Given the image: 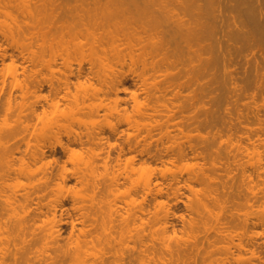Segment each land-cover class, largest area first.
<instances>
[{
	"label": "rangeland",
	"instance_id": "obj_1",
	"mask_svg": "<svg viewBox=\"0 0 264 264\" xmlns=\"http://www.w3.org/2000/svg\"><path fill=\"white\" fill-rule=\"evenodd\" d=\"M43 1L44 0H0V141L1 139H6L5 142H7L8 139L7 144H9V146L12 145L11 147L14 146V150L10 149L18 158L15 162L16 165L14 164L11 168L8 166L7 159L5 160V158L0 156V238L3 241V244L0 245V254L7 252V255L10 256V253L16 250L15 248L17 247L19 251L18 256L21 257L20 254L22 253L24 264H83L72 256L70 257L76 246L80 245L82 250L87 251V257L90 256L94 258L106 255V257L108 256L110 260L113 261L111 264H115L116 257L120 254L125 258L120 260H125L124 263L126 264H129V261L130 264H166L165 261L168 262V260L169 262L171 261L172 264H264V220L262 221L260 215L261 210L264 209V56H261L264 55V44L261 47H257L255 46L256 44L254 45L252 39H250L249 42L243 39L233 40L231 43H235V46L232 45L231 50H223V53L220 54L222 56L219 57L217 53L218 47L217 49H208L206 46L208 43L218 39L226 43L223 41L225 39L223 38V33H217L216 35L211 34L210 37L206 39V36H202L200 37L201 40H198L195 36L190 39L186 38L185 40L182 37L172 38L166 33L162 35L159 33V38L155 37V40H158L157 42H154V38L151 40V35L156 33L154 27L157 26L158 23L149 15L152 8H148L144 4V0H137L136 5L130 0H126V2L125 0ZM112 1L114 3H112ZM50 6H52L51 9H49ZM231 7L227 11L228 18H226V22L228 21V25L229 23L231 25L233 24L229 29L236 32L235 23H241L240 21H242V19L247 20V16H245L247 15L245 10L247 5L241 4V6H233L232 9ZM108 8L110 10H108ZM65 9L67 10L66 12ZM54 10L60 13L58 14L56 11L54 13ZM71 10L73 12H70ZM72 13L78 14H76L75 17V14ZM229 15L232 16L229 17ZM45 16H47V18ZM226 30H228V28ZM257 36L256 38L258 40L260 38L263 39H260L263 43V35L260 36V34H257ZM12 37H14L15 40H13ZM95 37H97V39H95ZM165 37L167 39L166 41H164ZM226 38L228 39L227 36ZM94 40H97L98 43ZM177 41L179 43H177ZM23 43L25 45L27 44L28 47L24 53L25 55L19 51V45ZM161 43L166 44V49L164 50L167 52L163 51L162 55H160L162 57L157 56L158 59H161H159L160 62L159 60L157 61L156 58L150 63L149 59L152 61V58L149 52L151 53L154 45H160ZM96 44H98V48H96ZM249 44H251V46ZM233 46L235 48H233ZM117 47L120 48L119 51ZM91 48L97 49L96 59L98 60L99 57L98 61L90 56V53H92L91 51H93ZM100 48H103V50L106 49L107 51H105L107 54L105 51L104 54L102 49V51H99ZM130 48L133 49L132 51L136 49L134 55ZM137 48H139L141 52ZM145 48L148 49V51ZM246 48L247 50H245ZM128 49L131 55L127 52ZM142 49H145V51H142ZM121 50H124V53ZM136 51L138 53H136ZM119 52L124 55L126 54L125 52H127L125 56V58L127 57L126 61L123 62L125 58L123 59L124 55L122 54L123 57L121 56V59L123 60L120 61L117 58ZM145 52L146 54L143 55ZM93 53L95 52L93 51ZM104 55H106V58L102 57ZM115 55H117V57ZM142 56H146L147 58H142ZM65 58L68 60L67 66H69L70 63L69 69H73L71 71L77 73L82 68L84 70V76L86 75L85 78L90 77L88 78L90 81L94 82L98 87H103L104 90H106L105 88L108 86V83H111L109 85L112 86H108V91L113 88L114 84L119 82V80L125 83L124 85L128 90L121 93V97L125 100L121 102V107H119L121 111L118 113L115 112V115H113L114 112L108 115L110 111L106 110L107 107H103L99 109L98 117L96 114L95 116L90 115L91 113H89V110L85 109L82 111L83 114L81 111L76 114V112L72 111V102L68 99L63 100V98H61L66 91V89H64L65 91L63 90L64 86H62L63 88L60 90V92L62 91V95L61 93H59L61 96L57 95L62 99L58 108L59 110L61 109L60 112L58 109L54 108V106L51 105V101H55L58 97L53 95L52 92L54 90L52 91V89L57 85H62V83L59 82L60 79H65L68 76L67 74L70 73V70L67 69ZM100 60H103V62L100 63ZM133 60L136 61V64H133ZM104 62L105 64H103ZM144 62L145 64H143ZM101 64L103 65L101 66ZM113 65L114 68H112ZM143 65H145V67ZM154 68L155 70L157 69L156 71L158 73L155 72ZM100 71L102 72L100 73ZM103 71H105V73ZM115 72L117 73L116 75ZM96 73L99 74L97 75ZM13 74H16L20 82L29 80L27 81L29 82L28 86L30 85L27 95L31 97L28 100L27 97L26 99L23 98L20 87L12 84L11 80ZM257 74H259V76H257ZM73 76L74 75L69 76L73 78L72 80L70 79L71 82L77 83L76 76H74L75 78ZM143 78L144 81L147 80V84L145 83L146 86L143 85ZM149 79L152 80L153 84H155L154 80L155 82L157 81L156 83H158V81L163 83L162 85L159 83L161 89L158 90L160 91L154 86L152 87L153 84L148 85L149 82L151 83ZM89 80H87V82H89ZM54 83L57 85L54 86ZM51 86L53 87L51 88ZM147 86H149L148 88H150V91L154 92L155 89L158 95L154 97V95H156L155 92L154 94L150 92L151 95H149ZM162 86L163 88L165 86L164 89L166 90H164V92H162ZM58 87L59 86L56 88ZM71 90L73 93L76 92V87L72 85ZM109 93L111 94L110 96L105 94L106 102L107 100L110 102V100L112 101L113 99L111 97L114 95L112 94L113 91L110 90ZM136 93L139 94V96L137 94L139 100L142 102L148 101L145 102L148 107L151 105L150 108L145 105L146 109L148 108V110H146L145 107L143 109L144 114L146 113L145 111H147L145 116H141L143 114L136 113L134 110V94ZM101 95L103 96L102 93ZM159 95L161 98L158 97ZM9 96L13 97L11 98V102L9 101ZM149 98H152L153 101ZM19 101L21 102L20 106H22V102H25L26 105L28 103V106L23 104L25 108L22 106V113L24 116L18 113L21 112V108L18 106ZM152 103L157 105V109L161 107L160 111L162 108L164 109L162 110L163 112L161 111L162 114L159 113L160 115L155 116L156 118L158 117L157 119L152 117L155 120L153 121L154 123L152 122L155 129H153L154 127H150V129H153V133L152 131L150 132V130L147 132L148 129H144L145 126L149 128L148 124L153 120H150L151 115L154 113L151 109L155 106V104L153 106ZM164 104L171 107V114L174 116L171 121L168 117L170 113L164 108ZM30 106L32 109L35 108V111L37 110L36 113L40 114L39 116H41V119L38 118L39 116L37 117L34 115L35 112L29 108ZM55 109L57 110L56 112H54ZM70 110L72 113L69 112ZM24 113L27 114V117ZM119 113H122V115H124V113L133 115V118L139 119L138 121H142L143 118L146 117V120L140 123L148 124H143V129L140 131H135L132 124H129L130 121L127 122L124 120L125 115L121 116ZM17 114H19V120ZM66 114L69 118H71V115H73V117L75 115L74 120L67 119ZM136 114H138L137 117L134 116ZM28 115H31V117ZM76 115L78 117L80 116L79 119ZM21 116L26 119L28 118L26 121L27 124L24 125V127L22 126L26 122L23 121L24 123L22 124L20 121L22 118ZM91 116L97 118L92 121L91 119L93 118H91ZM55 119L58 121H55ZM93 122H95L94 126ZM46 123H49L53 128L51 129L50 127L48 129H51L53 133L46 134V132H44L46 128L43 126L49 127V124L46 125ZM105 124H107V127ZM92 127L94 130L101 131L100 133L102 135L100 134V136H104L103 140L105 144L103 143V146L105 147L102 146V148L100 146L101 144H98V146L95 144H88L86 141L87 136L85 135V137L83 136V140L85 139L86 142L84 146H80V144L76 145V143H74V145L69 143L70 140L68 139H71L77 135V133L82 132L83 134H87L90 130L94 131ZM86 129L89 131H86ZM101 129H103V131ZM71 130H73L72 133ZM112 132L115 133L112 134ZM134 132H136V135L138 134L139 137L136 136L135 138ZM138 132H140V134ZM10 133L12 134L10 135ZM187 134H189V136ZM5 136L9 137L5 138ZM227 140L230 142L232 140V144ZM66 144H71L69 145V149L70 146L74 148V150L71 148L72 152L71 149L70 152L66 151L67 154L64 153L65 151L62 149ZM238 144H240L239 147ZM89 145L97 147L98 150L94 148L96 152H101L103 149L104 151L102 150L101 152L103 157L111 152V155L109 154L110 165L108 164V173L110 176L106 175V177L108 176L107 179H109V177H114L116 175V177L120 179L110 178L106 180L109 185L116 180L114 184L112 183L111 185H117L116 187L119 188V181L124 182V184L122 183L120 185L119 191L116 187L115 190L113 186L110 185L112 189H114L111 190V192V187L106 185V177L103 175V180L101 175L98 181H102L103 184L98 188L100 189L102 185H104L105 188L103 189H106V191L104 193V190L100 189L103 190L102 195H100L101 193H97V195L103 196L104 194L108 199L107 201L113 203V205L111 203L107 204L106 197L101 199L96 195V201L98 200L100 202L101 199L103 203L100 204V202L97 204H100L102 206L101 209L105 212L106 210L108 211L106 207L112 205L114 208V205L116 206L117 204V206H119L118 209L121 208L123 213L129 217L132 210L143 207V209L137 212L139 215L141 214L144 220L143 224H140L138 221V223L134 225L133 219L131 218L128 226L123 231H121V225L118 221H115L116 228L113 227V233L108 234V231L104 230L102 227L103 221L105 226L109 228L114 225V223L101 218L100 214H96V207L95 210H93V208L91 209L92 200L89 198H91L90 195H92L93 186L91 187V191V189H89V186H91L90 184L89 186L83 182L82 184L76 181V178H71L70 176L75 168H77L76 166H79L76 164L81 163L80 166L83 167L82 169H85L83 163L87 162L91 157V151L88 150V148L92 146ZM254 145H258V147L261 146L260 149L263 154L262 163L258 165L254 163L251 164L248 153H246L247 150L245 151L246 148L252 151L255 147ZM85 146H89L87 148V150L90 151L89 153L85 150ZM80 147L83 148L81 149ZM41 148L47 149H45L47 151V158L48 160H52L51 164H46L51 167H47L50 170L49 173L47 168H45L46 165L44 164L43 166V164H41L47 159L36 163L31 162L32 159H30V155ZM146 149L148 151H146ZM29 150H32L31 154H28V152H30ZM119 150L120 153L118 152ZM73 151L75 154H73ZM77 151H79V153L81 151V154L84 153L85 155L76 154ZM106 151L109 152L106 154ZM180 152L186 154H180ZM21 154L23 158L25 156L24 162L27 160L28 164L23 165L19 171L17 169L23 163V161L19 160L21 158L20 156H22ZM81 157H85L84 161H80ZM212 163H214V165H212ZM41 165L43 166L42 169L39 167ZM99 166V171L104 173L103 166H101V164ZM43 168L45 171H43ZM132 168H135V170ZM38 169H40V171H38ZM41 171L45 172L44 176H42L43 173H41ZM59 171L65 172L71 179H69V181L67 180V183L63 182L60 178ZM86 171L88 170H85L86 175H88ZM102 172L100 173L102 174ZM45 174H48L46 175L47 179ZM127 174L128 177L130 176L132 179L130 177L129 179ZM56 175H58V177ZM209 176H212V180ZM48 177L51 178L50 181H48ZM42 180L48 181V183L45 181L42 182ZM132 180H134L133 183ZM147 182L151 183L150 187L154 190L150 192L152 195L150 193L146 194V188L144 189V185ZM62 185H65V187ZM133 187L135 188L133 189ZM159 188H162L164 191V193L161 191L162 195L161 192L157 191ZM108 189L110 191L109 193L107 192ZM128 189L134 192H128ZM205 190H207L206 192L211 190L213 194L216 193V196L219 195L218 197L223 199L220 201V210L218 209L219 207L213 203L212 198L207 199L209 209L218 210L219 214L222 215L221 217L219 216L220 220L213 216L217 219L215 220V218L201 207L200 204V207L198 206V198L206 202V198H204L202 194ZM73 191L77 193L75 194ZM28 193L30 197L33 193L35 194H33V198L30 199ZM78 194L80 195L79 197L83 199L81 200L80 198L79 201L74 203L73 197ZM12 195L16 196V198ZM26 197L29 198V200H27ZM132 198L136 199V203L132 201ZM159 200L164 202L163 207L158 204ZM221 202L224 204V208H222L223 204L221 205ZM83 203L87 204L86 207L83 206V209H81L80 207ZM74 205L78 206L77 210L75 209L77 207H74ZM100 205H98V207ZM117 206L115 208H117ZM63 207L66 208L64 209ZM54 208H56V211ZM101 209L98 208L97 210L100 211L96 210L97 213L101 212ZM160 209L165 210V212L159 213L161 211ZM142 210H144V213H141ZM85 212L87 216H85ZM89 212L90 214L92 212L93 215L92 217L90 216V219L88 217ZM53 213L57 215L56 221L58 223L61 222L59 227L62 235L60 239L58 238L57 240L48 238L43 227L45 220L53 217ZM94 214L97 216L94 217ZM114 216L119 217L116 215ZM91 218H97V221L94 223V220L92 221ZM59 219L61 220L59 221ZM162 221H164V223H162ZM120 223L124 222L121 220ZM22 225L25 227L24 231H26L24 239L18 237L16 241L17 244L8 243L6 237L9 236L13 228H17L16 230H18ZM162 226L167 229L166 234L169 236L167 241H169V243L172 241L174 245L176 244L175 246H171H179L177 250L181 253L179 254L180 257L177 255L179 252L174 250V252H176V255H174L176 258H173L176 259V261L174 259V261L172 260L171 256H173V254H170L172 252H169L170 250L166 247L167 244L162 242V240H164L162 236ZM81 228L85 231L80 232ZM229 233L235 235L236 242H241V247L229 242L227 237L230 235ZM65 252L70 254L67 257L64 254L63 257L65 260L61 262L52 263L49 262L50 259L49 261L45 260L48 254L55 256L59 253L62 257ZM177 256L179 260H177ZM13 261L12 255L7 258L8 264L13 263ZM122 261L118 262L123 264Z\"/></svg>",
	"mask_w": 264,
	"mask_h": 264
},
{
	"label": "bare ground",
	"instance_id": "obj_2",
	"mask_svg": "<svg viewBox=\"0 0 264 264\" xmlns=\"http://www.w3.org/2000/svg\"><path fill=\"white\" fill-rule=\"evenodd\" d=\"M45 1V0H44ZM43 1V2H44ZM58 1V0H57ZM66 1H68V0H66ZM130 1H133L134 2V5H136V2H137V0H130ZM46 2V1H45ZM63 2V1H62ZM69 2V1H68ZM101 2V1H100ZM125 2H126V0H125ZM33 3V2H32ZM35 3V2H34ZM41 3V2H40ZM52 3V2H51ZM64 3H65V1H64ZM112 3H114L113 1H112ZM36 4V3H35ZM39 4V3H38ZM102 4V3H101ZM106 4V3H105ZM110 4V3H109ZM144 4L148 7V8H152V11H150V14L149 15H151L155 20H156V22L158 23L157 24V26H155L153 29L154 30H156V33H154V34H152L151 35V40H152V38H154L153 40H154V42H157L155 39V37H158V35H159V33L162 35V34H168L169 35V37H172V38H177V37H182L183 39H185L186 40V38L187 39H190V38H192V37H197V39L198 40H201L200 39V37H202V36H206L205 37V39L207 38V37H210V35L211 34H219V33H223V38H225L223 41L224 42H226V43H223L220 39H218V40H216V41H214V42H210V43H208L207 44V46H206V48H208V49H217V47H218V49H217V53L219 54L218 56L220 57V56H222V55H220L221 53H223L222 51L223 50H231V46L232 45H234V44H232L231 43V41H233V40H239V39H243V40H245V41H250V39H252L253 41H254V45L255 46H257V47H261L263 44H264V42L262 43V41L261 40H263V39H257L256 37H258L257 36V34L259 35L260 34V36H262L263 35V37H264V0H144ZM241 4L243 5H247V7H246V13H247V15H245V16H247V20H245V19H242V21H240L241 23H235V25L234 26H236V32H233L231 29H229L230 27H232V25L229 23V25L227 24V22H226V18H228L227 17V11H228V9L232 6H241ZM40 5V4H39ZM45 5V4H44ZM46 5H48V4H46ZM61 5V4H60ZM65 5V4H64ZM63 5V6H64ZM116 5V4H115ZM41 7V6H40ZM44 7V6H43ZM51 7L52 6H50V8L49 9H51ZM61 7V6H60ZM118 7V6H117ZM232 7H231V9H232ZM128 8V7H127ZM236 8H238V7H236ZM241 8V7H240ZM57 9V8H56ZM58 9H59V7H58ZM67 9V8H66ZM65 9V12L68 10H66ZM126 9V8H125ZM46 10H47V8H46ZM108 10H110L109 8H108ZM108 10H107V12H108ZM234 10H235V8H234ZM242 10V9H241ZM244 10V9H243ZM50 11V10H49ZM55 11L56 10H54V13H55ZM63 11V10H62ZM75 11V10H74ZM90 11V10H89ZM230 11H232V10H230ZM240 11V10H239ZM52 12V11H51ZM57 12V11H56ZM70 12H73L72 10L70 11ZM78 12V11H77ZM82 12V11H81ZM88 12V11H87ZM99 12V11H98ZM103 12V11H102ZM117 12V11H116ZM234 12V11H233ZM58 13V12H57ZM60 13V12H59ZM58 13V14H59ZM83 13V12H82ZM50 14V13H49ZM72 14H75V13H72ZM76 14H78V13H76ZM76 14H75V17H76ZM114 14V13H113ZM136 14V13H135ZM229 14V13H228ZM48 15V14H47ZM54 15H56V14H54ZM80 15V14H79ZM111 15V14H110ZM115 15H117V14H115ZM108 16V15H107ZM127 16V15H126ZM230 16H232V15H229V17ZM235 16V15H234ZM239 16H241V15H239ZM46 18H47V16H45ZM51 17V16H50ZM54 17V16H53ZM81 17V16H80ZM131 17V16H130ZM162 17V18H161ZM243 17V16H242ZM232 18V17H231ZM238 18H240V17H238ZM238 18H236V19H238ZM230 19V18H229ZM233 19V18H232ZM231 19V20H232ZM249 19V20H248ZM14 20H16V19H14ZM54 20V19H53ZM59 20V19H58ZM126 20H127V17H126ZM128 20H130V19H128ZM164 20V21H163ZM238 20H240V19H238ZM137 21V20H136ZM237 21V20H236ZM129 22V21H128ZM131 22V21H130ZM136 25V24H135ZM228 25V26H227ZM231 25V26H230ZM136 27V26H135ZM228 28V30H226ZM234 30V29H233ZM262 34V35H261ZM167 35V36H168ZM145 36V35H144ZM160 36V35H159ZM166 36V37H167ZM214 36V35H213ZM226 36L228 37V39L226 38ZM259 36V37H260ZM166 37H165V40L164 41H166L167 39H166ZM159 38V37H158ZM221 38V37H220ZM12 39L13 40H15V38L14 37H12ZM95 39H97V37H95ZM161 39V38H160ZM159 39V40H160ZM204 39V38H203ZM99 40V39H98ZM150 40V41H151ZM175 40V39H174ZM215 40V39H214ZM251 40V41H252ZM94 41H96L97 42V40H94ZM163 41V40H162ZM163 41V42H164ZM208 41V40H207ZM153 42V43H154ZM236 42V41H235ZM238 42H240V41H238ZM241 42H242V40H241ZM98 43V42H97ZM177 43H179L178 41H177ZM206 43V42H205ZM244 43V42H243ZM247 43V42H246ZM95 44V43H94ZM236 44L238 45V43L236 42ZM97 45V47L96 48H98V44H96ZM100 45V44H99ZM145 45V44H144ZM144 45H143V47H144ZM152 45V44H151ZM165 45L166 44H163V43H161L160 45H154V47H152L153 49H152V51H151V53L149 52V54L151 55V58H152V61H151V59H149L150 60V63L151 62H153V59L155 60L156 58H157V56H160V55H162V53H163V51H165L164 49H166L165 48ZM250 46H251V44H249ZM20 46V50L19 51H21V53H25V51L28 49V47H27V44L25 45L24 43L23 44H20L19 45ZM146 46V45H145ZM150 46V45H149ZM203 46V45H202ZM235 46V45H234ZM233 46V48H235ZM240 46V45H239ZM248 46V45H247ZM253 46V45H252ZM93 47H95V46H93ZM134 47V46H133ZM243 47V46H242ZM241 47V48H242ZM256 47V48H257ZM263 47H264V45H263ZM263 47H262V51H263ZM118 48V47H117ZM142 48V47H141ZM147 48V47H146ZM145 48V49H146ZM237 48H238V46H237ZM240 48V49H241ZM244 48V47H243ZM242 48V49H243ZM247 48H249V47H247ZM247 48L245 49V50H247ZM250 48H252V47H250ZM254 48V47H253ZM92 49V48H91ZM103 50V48H100L99 49V51L100 50ZM115 49V48H114ZM119 49L120 48H118V51H119ZM135 49V48H134ZM139 51H140V49L139 48H137ZM145 49H142V51L144 50L145 51ZM261 49V48H260ZM95 53H93V51H91L93 54H96V55H93L92 53H90V56L93 58H95L96 59V57H97V52H96V50L97 49H92ZM101 50V51H102ZM106 49H104L103 50V53H104V51H105ZM116 50V49H115ZM130 50L132 51L133 49H131L130 48ZM136 50V49H135ZM134 50V51H135ZM147 51H148V49H146ZM234 50V49H233ZM107 51V50H106ZM106 51H105V53H106ZM122 52L124 51V50H121ZM134 51H132V53H133V55H134ZM236 51V50H235ZM32 52V51H31ZM35 52V51H34ZM33 52V53H34ZM111 52V51H110ZM115 52V51H114ZM127 52H129V54H130V51H129V49L127 50ZM127 52H125L126 54L124 55V54H122V55H124V57L120 54V52L118 53L119 55H118V57H117V55H115L120 61L121 60H123L124 58H125V56L127 55ZM141 52V51H140ZM165 52H167V51H165ZM220 52V53H219ZM225 52V51H224ZM20 53V52H19ZM20 53V54H21ZM32 53V54H33ZM104 53V54H105ZM124 53V52H123ZM136 53H138L137 51H136ZM135 53V54H136ZM148 53V52H147ZM213 53H215V52H213ZM238 53H240V52H238ZM258 53V52H257ZM263 53V52H262ZM92 54V55H91ZM100 54V53H99ZM107 54V53H106ZM111 54H112V52H111ZM117 54V53H116ZM141 54V53H140ZM143 54V53H142ZM146 54V52L143 54V55H145ZM25 55V54H24ZM34 55V54H33ZM35 55H36V53H35ZM103 55V54H102ZM113 55V54H112ZM131 55V54H130ZM129 55V56H130ZM137 55V54H136ZM148 55V54H147ZM164 55V54H163ZM29 56V55H28ZM32 56V55H31ZM106 55H104V56H102L103 58L105 57ZM121 56L123 57V59H121ZM138 56H139V54H138ZM240 56V55H239ZM246 56V55H245ZM253 56V55H252ZM261 56H264V55H261ZM26 57V56H25ZM102 57H100V58H102ZM113 57V56H112ZM144 56H142V58H143ZM146 57V56H145ZM144 57V58H145ZM160 57H162V56H160ZM227 57V56H226ZM233 57H234V55H233ZM232 57V58H233ZM255 57V56H254ZM68 58V57H67ZM106 58V57H105ZM114 58V57H113ZM117 58H116V60H117ZM127 58V57H126ZM126 58L123 60V62L124 61H126ZM141 58V57H140ZM147 58V57H146ZM222 58V57H221ZM245 58V57H244ZM23 59V58H22ZM70 59V58H69ZM130 59H131V56H130ZM134 59V58H133ZM160 59V58H159ZM158 58H157V61L159 60ZM219 59V58H218ZM246 59V58H245ZM249 59V58H248ZM97 60V59H96ZM98 60H99V57H98ZM97 60V61H98ZM113 60V59H112ZM135 60V59H134ZM133 60V61H134ZM161 60V59H160ZM160 60H159V62H160ZM226 60V59H225ZM65 61H66V66L68 65V60H66V58H65ZM70 61V60H69ZM119 61V62H120ZM131 61H132V59H131ZM144 61H145V59H144ZM219 61V60H218ZM229 61V60H228ZM103 62V60H100V63H102ZM105 62H106V60H105ZM105 62L103 63V64H105ZM118 62V61H117ZM155 62V61H154ZM108 63V62H107ZM158 63V62H157ZM96 64V63H95ZM103 64H101V66L103 65ZM111 64V63H110ZM123 64V63H122ZM125 64V63H124ZM133 64H136V61H134L133 62ZM143 64H145V62L143 63ZM254 64V63H253ZM261 64V63H260ZM97 65H98V63H97ZM156 65V64H155ZM18 66V65H17ZM69 66H70V63H69ZM69 66H67V69H69L70 67ZM111 66H112V64H111ZM110 66V67H111ZM144 67H145V65H143ZM153 66V65H152ZM107 67V66H106ZM131 67V66H130ZM154 67V66H153ZM35 68V67H34ZM53 68V67H52ZM80 68V67H79ZM79 68H78V70H79ZM112 68H114V65H113V67ZM117 68V67H116ZM252 68V67H251ZM263 68V67H262ZM54 69V68H53ZM82 69V68H81ZM81 69L77 72V73H74L73 71H71V70H73V69H69L70 70V73L69 74H67L65 77H63V78H65V79H60V83H62V85H57V86H59L58 88H56L57 86L55 85V83L53 84L54 86H56V87H54L53 89H52V93H53V95L54 96H57V95H60L59 93H61L60 92V90L63 88L62 86H64V88H63V90L64 89H66V91H65V94L64 95H62V93H61V98H63V100H69L70 102H72V106H73V112H76V114H78L79 113V111H83L84 109L85 110H89V113H91L90 115H93V116H95V114L97 115V117L99 116V109H101V108H105V107H107L106 108V110H109L110 112H109V114L108 115H111L113 112H114V114L113 115H115V112H119V111H121L120 110V108L119 107H121V102L124 100V98L123 97H121V93H123L124 91L126 92L128 89H126V86L124 85L125 83H123V82H121V80H119V82H117L116 84H114V87L113 88H111L110 90H112L113 91V93L112 94H114L113 96H111L112 98V101L110 100V102L107 100V102H106V95L105 94H108L107 96H110L111 94L109 93V91L107 90V88H108V86L109 87H112V86H110L109 84H111V83H108V86L107 85H104V86H107L105 89L106 90H104V88L103 87H98V86H96L95 84H94V82H92V81H90L88 78H90V77H86L87 78V80H89V82H87V80H86V78H85V76H84V70L82 69V71H81ZM91 69H92V67H91ZM244 69V68H243ZM55 70V69H54ZM121 70V69H120ZM154 70H155V68H154ZM157 70V69H156ZM155 70V72L156 73H158L157 71ZM159 70V69H158ZM261 70V69H260ZM91 71V70H90ZM97 71V70H96ZM117 71V70H116ZM86 72V71H85ZM94 72V71H93ZM98 72V71H97ZM102 71H100V73H101ZM104 73H105V71H103ZM109 72V71H108ZM111 72V71H110ZM31 73H33V72H31ZM91 73V72H90ZM87 74H89V73H87ZM93 74V73H92ZM97 74V73H96ZM99 74V73H98ZM97 74V75H98ZM103 74V73H102ZM110 74V73H109ZM117 73L115 72V75H116ZM29 75V74H28ZM37 75V74H36ZM72 75H74V76H76V78H77V83H74V82H71V80L73 79V78H71V77H69V76H72ZM104 75V74H103ZM108 75V74H107ZM113 75V74H112ZM27 76V75H26ZM30 76V75H29ZM64 76V75H63ZM73 76V77H74ZM82 76H84V77H82ZM94 76H96V75H94ZM93 76V77H94ZM257 76H259V74H257ZM261 76V75H260ZM98 77V76H97ZM75 78V77H74ZM81 78H84V79H81ZM95 78V77H94ZM100 78V77H99ZM117 78V77H116ZM32 79H34V78H32ZM36 79V78H35ZM71 79V80H70ZM121 79H123V78H121ZM146 79H148V78H146ZM25 80V79H24ZM58 80V79H57ZM75 80V79H74ZM105 80V79H104ZM103 80V81H104ZM135 80H136V78H135ZM143 81V85L144 86H146V84H147V80L146 81H144V78L142 79ZM150 80V79H149ZM27 81H29V80H27ZM27 81H21L20 82V79H18L17 78V76H16V74H13L12 75V80H11V82H12V84L14 85V86H19L20 87V89H21V93H22V96H23V98H25L26 99V97H27V100L31 97V96H28L27 94L29 93V86H28V83L29 82H27ZM100 81V80H99ZM98 81V82H99ZM151 81V83L149 82V84L148 85H152L153 84V82H152V80H150ZM262 81V80H261ZM157 82V81H156ZM155 82V80H154V83L155 84H153L152 85V87L154 86L155 88H157V90L158 89H161V87H160V84L159 83H161V82H159L158 81V83H156ZM32 83H34V82H32ZM41 83V82H40ZM58 83V82H57ZM59 83V84H60ZM73 83V84H72ZM102 83V82H101ZM107 83V82H106ZM146 83V84H145ZM232 83V82H231ZM76 84V85H75ZM103 84H105V83H103ZM102 84V85H103ZM158 84H159V86H158ZM163 83H161V85H162ZM31 85H33V84H31ZM43 85V84H42ZM72 85H74L75 87H76V92H72V90H71V88H72ZM101 86V85H100ZM53 86H51V88H52ZM149 86H147V88H148ZM151 87V86H150ZM151 87V88H152ZM41 88V87H40ZM49 88V87H48ZM50 88V89H51ZM145 88V87H144ZM146 88V89H147ZM164 88H165V86H164ZM163 88V86H162V92H164V90H166V89H164ZM109 89V88H108ZM75 90V89H74ZM144 90V89H143ZM33 91V90H32ZM147 91V90H146ZM156 90L154 89V92H155ZM158 91H160V90H158ZM33 92H35V91H33ZM108 92V93H107ZM137 92V91H136ZM143 92V91H142ZM149 92V93H148ZM148 94L149 95H151V93L153 92V91H150V88H148ZM151 92V93H150ZM154 92H153V94H154ZM31 93V92H30ZM101 93L103 94V96L101 95ZM156 93V95H154V97L155 96H157L158 95V93L157 92H155ZM41 94V93H40ZM137 94L138 93H136V94H134V100H135V112L136 113H139V114H143V115H141V116H145L146 115V113H147V111H145L146 113L144 114V107H145V109H146V103L145 102H148V101H145V100H143V101H145V102H142L141 100H139L138 99V96H139V94H138V96H137ZM153 94H152V96H153ZM160 94V93H159ZM32 95V94H31ZM104 95H105V99H104ZM133 95V94H132ZM148 95V96H149ZM22 96H21V98H22ZM38 96V95H37ZM43 97V96H42ZM46 97V96H45ZM44 97V98H45ZM48 97V96H47ZM58 97V96H57ZM151 97V96H150ZM158 97H160V95L158 96ZM11 98H13V97H11V96H9V101L11 102ZM22 98V99H23ZM38 98V97H37ZM41 98V97H40ZM58 98H60V97H58ZM55 99V101L53 100V101H51L52 102V104L51 105H53L54 106V108H56V109H58L59 108V104H60V101L62 100L61 98L60 99ZM157 98V97H156ZM155 98V99H156ZM161 98V97H160ZM107 99H108V97H107ZM149 99H152V98H149ZM41 100V99H40ZM49 100V99H48ZM52 100V99H51ZM8 101V100H7ZM21 101V100H20ZM19 101V104H18V106H19V108H21V112H18V113H20V115H23V113H22V109L23 108H25L24 107V105L23 104H25V106H28V103H27V105H26V103L24 102H22V106H23V108H22V106H20L21 105V102ZM24 101V100H23ZM125 101V100H124ZM123 101V102H124ZM152 101H153V99H152ZM156 101H158L157 99H156ZM26 102H28V101H26ZM44 102V101H43ZM62 102V101H61ZM47 103V102H46ZM64 103V102H63ZM150 103V102H149ZM156 103V102H155ZM154 103V104H155ZM158 103H159V101H158ZM37 104H38V102H37ZM154 104L152 103V105L154 106ZM64 105V104H63ZM146 105V106H145ZM159 105V104H158ZM165 105V104H164ZM164 105H163V107H164ZM62 106V105H61ZM71 106V105H70ZM156 104H155V108L154 107H152L153 109H151V110H153V114L151 115V119L150 120H152L155 116H158V115H160V114H162L161 113V111L162 110H164L163 108H162V110L160 111V109H161V107L160 108H156ZM35 107H36V105H35ZM86 107H87V109H86ZM148 107V106H147ZM151 107V105L148 107V108H150ZM173 107V106H172ZM29 108H31L32 109V107L30 106ZM70 108V107H69ZM148 108L146 109V110H148ZM166 110H167V112H169L170 114H168V117H169V120L171 121L172 119H173V114H171V107H169L168 105H165V107H164ZM35 109V108H34ZM34 109H32L33 110V112H35V114L34 115H36L37 117L40 115V114H38V113H36L37 112V110L35 111ZM44 110H46L45 108H43ZM54 110V112H56L57 110ZM65 109V108H64ZM59 110V109H58ZM61 110V109H60ZM60 110H59V112H60ZM165 110V111H166ZM47 111V110H46ZM45 112V111H44ZM70 113H72L71 112V110L69 111ZM163 112V111H162ZM22 113V114H21ZM51 113V112H50ZM58 113V112H57ZM111 113V114H110ZM160 113V114H159ZM25 114V116L27 115L26 113H24ZM48 114V113H47ZM54 114V113H53ZM82 114H83V112H82ZM81 114V115H82ZM88 114V113H87ZM107 114V113H106ZM18 115L19 114H17V117H18ZM42 115V114H41ZM67 115V114H66ZM70 115V114H69ZM89 115V116H90ZM116 115H118V114H116ZM119 115H121V116H124V120L125 121H130L129 122V124H132V126L135 128V131L137 130V131H140L141 129H143L142 128V126H144V125H147L148 123H146V124H144V123H140V122H144L145 120H146V117H144L143 118V120L142 121H138L137 120V118H133V115H128V114H125L124 113V115H122V113H119ZM127 115V116H126ZM137 115L138 114H136V115H134V116H136L137 117ZM24 116V115H23ZM23 116H21L22 118H23ZM28 116H30L31 117V115H28ZM51 116V115H50ZM60 116H62V115H60ZM77 116V115H76ZM89 116H87V117H89ZM140 116V115H139ZM140 116V117H141ZM27 117V116H26ZM41 116H39L38 118H40ZM56 117H58V116H56ZM73 117V115H71V118H69V116L67 115V119L69 118V119H73L74 120V117H75V115H74V117ZM80 117V116H79ZM79 117L77 116V118L79 119ZM85 117V116H84ZM97 117H95V118H97ZM148 117H149V115H148ZM147 117V118H148ZM153 117V118H152ZM19 118L20 117H18V120H19ZM20 119V121L22 122V124L24 123V122H26L27 121V119L26 118H23V119ZM37 118V119H38ZM42 118H43V116H42ZM52 118V117H51ZM77 118H75L76 120H78ZM91 118H93V119H91ZM91 120L93 121V120H95V118L94 117H92L91 116ZM139 118V117H138ZM150 118V117H149ZM156 118V117H155ZM154 118V119H155ZM158 118V117H157ZM156 118V119H157ZM171 118V119H170ZM41 119V118H40ZM87 119V118H86ZM108 119H110V118H108ZM140 119H142V118H140ZM152 120L151 122H150V124H148V126H149V128H147L146 126L144 127V129H148L147 130V132H149V130H150V132L153 130V129H155V126H154V124H152V122L153 121H155V120ZM30 120V119H29ZM28 120V121H29ZM46 120V119H45ZM57 119H55V121H56ZM72 120V121H73ZM81 120V119H80ZM149 120V119H148ZM24 121V122H23ZM44 121V120H43ZM49 121V120H48ZM58 121V120H57ZM64 121V120H63ZM86 121V120H85ZM88 121H90V120H88ZM105 121V120H104ZM103 121V122H104ZM53 122V121H52ZM74 122H77V121H74ZM84 122V121H83ZM91 122V121H90ZM55 123V122H54ZM60 123V122H59ZM61 123H62V121H61ZM64 123V122H63ZM85 123V122H84ZM92 123V122H91ZM105 123V122H104ZM154 123V122H153ZM27 124V122L25 123V124H23V126L22 127H24V125H26ZM29 124V123H28ZM47 124H49V123H46V125ZM67 124V123H66ZM66 124H64V125H66ZM71 124V123H70ZM70 124H68V125H70ZM90 124V123H89ZM109 124H110V121H109ZM144 124V125H143ZM45 125V124H44ZM61 125V124H60ZM59 125V126H60ZM67 125V126H68ZM95 125V122H93V126ZM107 124H105V126H106ZM113 125V124H112ZM49 127L47 128V126L45 127V126H43L44 128H46L45 129V131L44 132H46V134L47 133H53V131L51 130V129H53L51 126H50V124L48 125ZM71 126V125H70ZM97 126H100V125H97ZM28 127V126H27ZM51 127V129L50 130H48L49 128ZM61 127H63V126H61ZM61 127H60V129H61ZM91 127V126H90ZM107 127V126H106ZM150 127H154L153 129L151 128L150 129ZM67 128V127H66ZM93 128V127H92ZM23 129V128H22ZM25 129H27V128H25ZM58 129V128H57ZM56 129V130H57ZM88 129H90V128H88ZM96 129V128H95ZM24 130V129H23ZM92 130H94V128L92 129ZM102 131H103V129H101ZM105 130V129H104ZM110 130V129H109ZM111 130H113V129H111ZM17 131H19V130H17ZM21 131V130H20ZM86 131H89V130H87L86 129ZM144 131V130H143ZM73 132V130H71V133ZM77 132H79V131H77ZM76 132V133H77ZM101 132V131H100ZM99 132V130H94V131H91L90 130V132H87V134H83L82 132L81 133H77V135H75L74 137H72L71 139H68V140H70L69 141V143H72L73 145H74V143H76V145L77 144H80V146H84V144L86 143L85 142V139L83 140V136L85 135V136H87V143L88 144H95V145H97L98 146V144L102 147L103 146V143L105 144V141L103 140V137L104 136H100V133ZM111 132V131H110ZM142 132V131H141ZM70 133V132H69ZM68 133V134H69ZM113 133H115V132H112V134ZM118 133V132H117ZM135 133V138H136V136H138V134L136 135V132H134ZM133 133V134H134ZM139 134H140V132H138ZM152 133H153V131H152ZM12 133H10V135H11ZM83 134V135H82ZM111 134V133H110ZM121 134V133H120ZM129 134V133H128ZM149 134H151V133H149ZM74 135V134H73ZM102 135V134H101ZM104 135V134H103ZM188 136H189V134H187ZM71 136V135H70ZM84 136V137H85ZM133 136V135H132ZM9 137V136H8ZM8 137H6L5 136V138H8ZM69 137V136H68ZM107 137V136H106ZM139 137V136H138ZM137 137V138H138ZM6 141V139H1V141H0V156L1 157H3V158H5V160L7 161V163L9 164H7L9 167H11L12 168V166L15 164V162L17 161L16 159H18L17 157H16V155H15V153L11 150V149H13V147H11V146H9V144H7V142H8V139H7V142H5ZM228 141V140H227ZM107 142H108V140H107ZM110 142V141H109ZM228 142H230V141H228ZM231 144H232V140H231V142H230ZM62 144H64V143H62ZM88 144H86V145H88ZM229 144V143H228ZM230 144V145H231ZM28 145V144H27ZM69 145H71V144H69ZM69 145H64L63 146V151H65L64 153H66V151L67 152H70V149L71 148H73V147H71L70 146V149H69ZM111 145V144H110ZM235 145V144H234ZM239 145L240 144H238V147H239ZM89 146H92V145H89ZM89 146H85V150L89 153L90 151V158L88 159V161L87 162H85V163H83L84 165H85V169H82L83 167H81L80 166V164H76V165H79V166H76L77 168H75V170L72 172V174L70 175L71 176V178L73 177V178H76L77 180L76 181H78V182H80V183H85V184H88V186H89V184L91 185V186H89L90 188L89 189H91V191H92V188H93V191H92V195H90L91 196V198H89L90 200H92L91 202H92V207H91V209L93 208V210H95V207H96V210L99 208V209H101L102 208V206L100 205V204H103L102 203V198H104V197H106L104 194H103V196H100V195H102V192H103V190H104V193H105V191H106V189H103V188H105V186L104 185H102V188H100V189H103V190H100L98 187H101L100 185L101 184H103V182L102 181H98V180H100V176L102 175V178H103V175H104V177H106V175H108V176H110L109 175V171H108V169H109V165H110V160H109V156L111 155L110 153L111 152H109V151H106V154L107 155H104V153H103V155H104V157L102 156V154H101V152H102V150H101V152H96V150H98L97 149V147H95L94 145V147L92 146L91 148L89 147ZM255 146V145H254ZM56 147V146H55ZM75 147V146H74ZM89 147V148H88ZM103 147H105V146H103ZM102 147V148H103ZM107 147V146H106ZM110 147V146H109ZM115 147V146H114ZM132 147V146H131ZM237 147V148H238ZM11 148V149H10ZM51 148H52V146H51ZM78 148V147H77ZM76 148V149H77ZM81 148V147H80ZM83 148V147H82ZM81 148V149H82ZM87 148H88V150H90V151H88L87 150ZM94 148H96V150H94ZM120 148H122V147H120ZM119 148V149H120ZM193 148H194V146H193ZM261 146H259L258 147V145H256L254 148H253V150L252 151H249V149H245V151H246V153H248V156H249V159H250V161H251V164L252 163H254V164H256V165H258V164H261L262 163V159H263V154H262V151H261ZM15 149H17V148H15ZM46 149V148H45ZM45 149H40V150H36V151H34L32 154H31V151L30 152H28V154L30 153L31 155H30V159H32V161L31 162H33V163H36V162H38V161H40L41 162V160H44V159H47L46 161H44V163H41V164H43V166H44V164L46 165V164H51V161L52 160H48V158H47V149L45 150ZM68 149H69V151H68ZM100 149V148H99ZM105 149V148H104ZM110 149V148H109ZM123 149V148H122ZM132 149V148H131ZM136 149H137V147H136ZM240 149H241V147H240ZM14 150V149H13ZM56 150V149H55ZM55 150H54V152H55ZM73 150H74V148H73ZM78 150V149H77ZM106 150H107V148H106ZM116 150V149H115ZM124 150V149H123ZM194 150V149H193ZM197 150V149H196ZM28 151V150H27ZM76 151V150H75ZM82 151V150H81ZM81 151H80V153H79V151H77L76 152V154L77 153H79L80 155H82V154H84V153H82L81 154ZM104 151V150H103ZM117 151V150H116ZM135 151H137V150H135ZM138 151H139V149H138ZM141 151H143V150H141ZM146 151H148L147 149H146ZM145 151V152H146ZM168 151V150H167ZM184 151V150H183ZM59 152V151H58ZM61 152V151H60ZM71 152H72V149H71ZM119 153H120V150L118 151ZM118 152H117V154H118ZM123 152V151H122ZM122 152H121V154H122ZM170 152V151H169ZM185 152V151H184ZM184 152H180V154H182V153H184ZM198 152V151H197ZM21 153H23V152H21ZM141 153V152H140ZM148 153V152H147ZM18 154V153H17ZM55 154V153H54ZM61 154H62V152H61ZM67 154V153H66ZM73 154H75L74 153V151H73ZM110 154V155H109ZM139 154V153H138ZM150 154V153H149ZM184 154H186V153H184ZM22 155V154H21ZM50 155V154H49ZM52 155V154H51ZM69 155V154H68ZM85 155V154H84ZM89 155V154H88ZM118 155H120V154H118ZM140 155V154H139ZM142 155H143V153H142ZM158 155H159V153H158ZM53 156V155H52ZM55 156V155H54ZM60 156V155H59ZM67 156V155H66ZM101 156H102V158H101ZM117 156V155H116ZM138 156V155H137ZM155 156V155H154ZM160 156V155H159ZM162 156V155H161ZM21 158L19 159V160H21V161H23V163H22V165L17 169V170H21V168H22V166L23 165H26V164H28L27 163V160L24 162V159H25V156H24V158H23V155L22 156H20ZM46 157V158H45ZM57 157V156H56ZM69 157V156H68ZM76 157H77V155H76ZM88 157V156H87ZM120 157H121V155H120ZM136 157V156H135ZM74 158V157H73ZM85 158V157H84ZM84 158L83 157H81L80 158V161H84ZM110 158H113V157H110ZM51 159V158H50ZM69 159V158H68ZM77 159V158H76ZM99 159H100V161H99ZM103 159V160H102ZM119 159H121V158H119ZM154 159V158H153ZM161 159V158H160ZM248 159V160H249ZM87 160V159H86ZM162 160V159H161ZM215 160V159H214ZM54 161V160H53ZM58 161V160H57ZM71 161V160H70ZM73 161V160H72ZM78 161H79V159H78ZM102 161V162H101ZM120 161V160H119ZM118 161V162H119ZM134 161V160H133ZM171 162V161H170ZM20 163V162H19ZM53 163V162H52ZM65 164V163H64ZM101 164V166H103V170H104V173L102 172V171H99V168H100V165ZM109 164V165H108ZM112 164V163H111ZM216 164H217V162H216ZM16 165V164H15ZM61 165V164H60ZM118 165V164H117ZM212 165H214V163H212ZM42 165L41 166H39V167H41L40 169H42V167H43ZM38 167V168H39ZM51 168V167H49V166H45V168ZM17 168V167H16ZM47 168V171H48V173H49V169ZM53 168V167H52ZM63 168V167H62ZM15 169V168H14ZM40 169H38V171H40ZM66 169V168H65ZM132 169H134L135 170V168H132ZM16 170V169H15ZM16 170V171H17ZM61 170V169H60ZM85 170H88V171H86V172H88L87 174L88 175H86V173H85ZM43 171H45V169L43 168ZM43 171H41V173H43L42 174V176H44V173L45 172H43ZM47 171H46V173H47ZM60 172V171H59ZM100 172H102V174L100 173ZM39 173V172H38ZM41 173H39V174H41ZM166 173V172H165ZM165 173H163V174H165ZM53 174V173H52ZM52 174H51V176H52ZM58 174V173H57ZM100 174V175H99ZM162 174V173H161ZM46 175H48V174H45V176ZM7 176H8V174H7ZM50 176V177H51ZM57 177H58V175H56ZM70 176L69 175H66L65 174V172H60V178L62 179V181L63 182H66L67 180L69 181V179H71L70 178ZM86 176H90V177H86ZM107 176V177H108ZM124 176H125V174H124ZM123 176V177H124ZM40 177V176H39ZM50 177H48V181H50ZM53 177H55V176H53ZM107 177H106V179H105V181L106 180H109L110 178L111 179H113V178H115V179H117V178H119V177H116V175L113 177H109V179H107ZM127 177H128V174H127ZM130 177V176H129ZM128 177V178H129ZM210 177V179H211V177L212 176H209ZM56 178V177H55ZM128 178H127V180H128ZM131 178V177H130ZM129 178V179H130ZM214 178V177H213ZM42 179V178H41ZM40 179V180H41ZM46 179H47V176H46ZM45 179V180H46ZM59 179V178H58ZM120 179V178H119ZM132 179V178H131ZM44 180V181H45ZM54 180V179H53ZM57 180V179H56ZM55 180V181H56ZM103 180H104V178H103ZM212 180V179H211ZM214 180V179H213ZM43 180H42V182H44ZM48 181H45L46 183H48ZM54 181V182H55ZM113 181V180H112ZM116 181V180H115ZM115 181H113V182H111V184L113 183L114 184V182ZM118 181V180H117ZM130 181V180H129ZM133 181L134 180H132V183H133ZM53 182V183H54ZM61 182V181H60ZM131 182V181H130ZM159 182V181H158ZM33 183H34V181H33ZM41 183V182H40ZM45 183V184H46ZM51 183V182H50ZM67 183V182H66ZM82 183V184H83ZM98 183H99V185H98ZM108 182L106 181V185H109V183L107 184ZM124 184V182L123 181H119V185H118V187L119 188H117L116 186L117 185H111V186H113V188L116 190V188H117V190L118 189H120V185L121 184ZM126 183V182H125ZM131 183V184H132ZM156 183V182H155ZM43 184V183H42ZM52 184V183H51ZM63 184V183H62ZM65 184V183H64ZM85 184H84V186H85ZM115 184H117V183H115ZM154 184V183H153ZM41 185V184H40ZM67 185V184H66ZM79 185H81V184H79ZM109 185V186H110ZM150 185H151V183H149V182H147L144 186V189H145V191L147 192L146 194H148V193H150L151 191H154V190H152V188L150 187ZM158 185V184H157ZM60 186V185H59ZM63 186V185H62ZM83 186V185H82ZM93 186V187H92ZM104 186V187H103ZM109 186H106L107 188L109 187ZM110 186V187H111ZM35 187V186H34ZM44 187V186H43ZM52 187V186H51ZM63 187H65V185L63 186ZM78 187V186H77ZM92 187V188H91ZM109 187V188H110ZM116 187V188H115ZM136 187V186H135ZM135 187H133V189L135 188ZM158 187V186H157ZM48 188V187H47ZM88 188V187H87ZM98 188V189H97ZM36 189V188H35ZM46 189V188H45ZM69 189V188H68ZM71 189V188H70ZM97 189V190H96ZM114 189H112V187L110 188V191L111 190H114ZM154 189V188H153ZM83 190H85V189H83ZM87 190V189H86ZM131 189H128V192H134L133 190H131ZM136 190V189H135ZM60 191V190H59ZM97 191H99V192H97ZM101 191V192H100ZM109 191V189L107 190V192L109 193L110 192ZM119 191V190H118ZM125 191V190H124ZM127 191V190H126ZM144 191V192H145ZM158 192H161V191H163L162 190V188H159L158 190H157ZM207 190H205V192H203L202 194H203V196H204V198H206V202L203 200V199H201V198H198V201H199V203H198V206L200 207V205H201V207H203L205 210H207L208 212H209V214L213 217V216H215L217 219H219L220 220V217L222 216V215H220L219 214V212H218V210H214V209H209V204L207 203V199L209 198H212V201H213V203L214 204H216L217 205V207H219L218 209L220 210L221 208V206H220V201L221 200H223L222 198H219L218 196H216V193L215 194H213V191H209L208 190V192H206ZM39 192H41V191H39ZM74 192V191H73ZM72 192V193H73ZM93 192H94V194H93ZM112 192V191H111ZM117 192V191H116ZM127 192V193H128ZM158 192H157V194H158ZM75 193V192H74ZM77 193V192H76ZM75 193V194H76ZM91 193V192H90ZM97 193L99 194V193H101L100 195H97ZM163 193H164V191H163ZM33 194H35V193H33ZM32 194V195H33ZM37 194V193H36ZM83 194V193H82ZM129 194V193H128ZM151 194V193H150ZM27 195V194H26ZM25 195V196H26ZM28 195H29V193H28ZM27 195V196H28ZM32 195H31V197H30V195H29V197H30V199L31 198H33L32 197ZM73 195V194H72ZM96 195L98 196V198H101L100 199V202L98 201H96ZM108 195V194H107ZM115 195V194H114ZM125 195H126V192H125ZM152 195V194H151ZM161 195H162V192H161ZM13 196V195H12ZM24 196V197H25ZM36 196V195H35ZM38 196H40V195H38ZM38 196H37V198H38ZM71 196V195H70ZM77 196V197H76ZM80 195L78 194V195H75V197L76 198H78ZM89 196V195H88ZM14 198H16V196H13ZM75 197H73V202L74 203H76V201H79L80 200V198L81 197H79L78 199H76ZM109 197V196H108ZM117 197V196H116ZM27 198V197H26ZM42 198V197H41ZM34 199H36V198H34ZM33 199V200H34ZM40 199V198H39ZM68 199V198H67ZM83 198H81V200H82ZM116 199V198H115ZM220 199V200H219ZM17 200V199H16ZM27 200H29V198H27ZM32 200V201H33ZM89 200V201H90ZM108 199H107V197H106V201H107ZM26 201V200H25ZM41 201V200H40ZM39 201V202H40ZM84 201H85V197H84ZM86 201H87V199H86ZM110 201V200H109ZM132 201L133 202H135L136 203V199L135 198H132ZM29 202V201H28ZM28 202H27V204H28ZM91 202H90V204H91ZM108 202V201H107ZM211 202V201H210ZM224 202V201H223ZM97 203H100V204H97ZM109 203H111V202H108L107 204H109ZM30 204V203H29ZM39 204V203H38ZM86 204L87 203H83V205H81V209H83L82 207L83 206H85L86 207ZM97 204V205H96ZM112 205H113V203H111ZM110 204V205H111ZM158 204L161 206V207H163L164 206V202L162 201V200H159L158 201ZM200 204V205H199ZM223 203L221 202V205H222ZM77 205H79V204H77ZM98 205H100L99 207H98ZM108 206V207H106V209H108V211L106 210V212L105 211H103L102 209H101V212H98L97 213V211H100V210H95V213L96 214H100V216H101V218H103V219H105V220H107V221H110V222H112V223H114V225H112L110 228L108 227V226H105V223H104V221H103V224H102V227L104 228V230L105 231H108V234L109 233H113L114 231H113V227L114 228H116V225H115V221H118V223L121 225V231H123L127 226H128V223L130 222V219L132 218L133 219V224L134 225H136V223H138V221H139V223L140 224H143L144 223V220L142 219V216H141V214L139 215L137 212H138V210L140 211L141 209H143V207L142 208H140V209H137V210H132L131 211V215H130V217L128 216V215H125L124 213H123V211L121 210V208L120 209H118V207L119 206H117V204H116V206H117V208H115L116 206L114 205V208H113V206ZM216 205H215V207H216ZM94 206V207H93ZM223 207L222 208H224V204L222 205ZM40 207V206H39ZM57 207V206H56ZM62 207V206H61ZM74 207H77V208H75L76 210L78 209V206H76V205H74ZM84 207V208H85ZM90 207H88V208H90ZM122 207V206H121ZM64 208V207H63ZM66 208V207H65ZM64 208V209H65ZM123 208V207H122ZM1 209V208H0ZM56 208H54V210H55ZM103 209H105V208H103ZM216 209V208H215ZM37 210V209H36ZM42 210V209H41ZM73 210H74V208H73ZM93 210H90V211H93ZM161 211L159 212V213H164L165 212V210H163V209H160ZM56 211V210H55ZM89 211V210H88ZM143 211V212H142ZM141 211V213H144V210H142ZM37 212H38V210H37ZM105 212V213H104ZM221 212V211H220ZM78 213H80V212H78ZM77 213V214H78ZM83 213V212H82ZM86 213V212H85ZM101 213H102V215H101ZM54 215H53V217H51V218H49V219H47V220H45V224H43L44 226V230L46 231V234H47V236H48V238H52V240L54 239V240H57L58 238L60 239V236L62 235L61 233L62 232H60V225L59 224H61V222L60 223H58L57 221H56V217H57V215L55 214V213H53ZM71 214V213H70ZM81 214V213H80ZM96 214H94L95 216L94 217H96L97 215ZM105 216H104V215ZM69 215V214H68ZM114 215H116V216H119V217H115ZM260 215H261V219H262V221L264 220V209H262L261 210V213H260ZM78 216V215H77ZM80 216V215H79ZM84 216V215H83ZM85 216H87V213L85 214ZM90 216L92 217L93 215H92V212H91V214H90V212L88 213V217H89V219H90ZM103 216V217H102ZM220 216V217H219ZM121 217V218H120ZM215 217H213V218H215ZM219 217V218H218ZM76 218V217H75ZM78 218V217H77ZM87 218V217H86ZM215 218V220H217ZM74 219V218H73ZM83 219V218H82ZM85 219V218H84ZM88 219V218H87ZM96 219V220H95ZM61 219H59V221H60ZM91 220L93 221L94 220V223H95V221H97V218H91ZM123 221L124 223H120V221ZM86 221V220H85ZM90 221V220H89ZM161 221V220H160ZM83 222H84V220H83ZM86 223V222H85ZM87 223H89V222H87ZM91 223V222H90ZM162 223H164V221H162ZM1 224V223H0ZM82 224V223H81ZM124 224V225H123ZM76 225V224H75ZM88 225V224H87ZM92 225V224H91ZM90 225V226H91ZM74 226V225H73ZM85 226V225H84ZM76 227V226H75ZM24 226L22 225V226H20L19 227V229L18 230H16L17 228H13V230L10 232V234H9V236L8 237H6V241H8V243H13V244H17L16 243V241H17V239H18V237H21V239H24V235H25V233H26V231H24ZM162 229H163V239L164 240H162V242H164V244L166 243L167 244V248L170 250H168L169 252H172V253H170L171 255L173 254V256H171L172 257V260L174 259V258H176L174 255H176L175 253L178 251L177 249V247H179V246H177V247H174L175 245L172 243V241H170V243H169V241H167L168 240V238H169V236L166 234V232H167V229H166V227H164V226H162L161 227ZM84 229V228H83ZM80 230V229H79ZM87 230V229H86ZM84 232L85 230H82V228H81V230H80V232ZM19 233V234H18ZM107 233V232H106ZM230 234V233H229ZM228 237V239H229V242L230 243H232V244H236V245H238L239 247H241V242H236V238H235V235L234 234H230V235H228L227 236ZM49 241V240H48ZM3 244V241H2V239L0 238V245H2ZM171 245H174V246H171ZM172 247H173V249H172ZM176 248V249H175ZM16 250H14V251H12V253H10L11 255H12V257H13V259H14V261H13V263H9V264H21V263H23L24 264V260H23V255H22V253L20 254L21 255V257L20 256H18V253H19V251H18V248L16 247L15 248ZM183 249V248H182ZM174 250L176 251V252H174ZM181 250V249H180ZM66 252H69V251H67V250H65ZM63 253V255H62V257L60 256V254L59 253H57L55 256L54 255H52V254H48L47 255V258H45V260H47V261H49V259H50V261L49 262H54V263H57V262H61V261H63V260H65L64 259V254H65V256L67 257V256H69V254L68 253ZM179 252V251H178ZM59 254V255H58ZM66 254H68V255H66ZM179 254H181L180 252L179 253H177V255L180 257V255ZM11 255L10 256H8L7 255V252H4L3 254H0V264H8L7 263V258H9V257H11ZM60 256V257H59ZM73 257L74 259H76V260H79V261H81L83 264H111V263H113V261H111L110 260V258L108 257H106V255H102L101 257H94V258H91L90 256H88L87 257V251H84V250H82V248L80 247V245H78V246H76V248H75V250L73 251V253H72V255H70V257ZM178 256H177V260H179V258H178ZM65 257V258H66ZM174 257V258H173ZM58 258H60V259H58ZM61 258H62V260H61ZM117 259H118V261H122L123 259H125L124 257H123V255L122 254H120L118 257H116ZM123 258V259H122ZM117 259H116V262H115V264H121V262L119 263L118 261H117ZM120 259H122V260H120ZM175 261H176V259H174ZM173 260V261H174ZM125 261V260H124ZM124 261H122L123 262V264H126V263H124ZM127 261V260H126ZM118 262V263H117ZM165 263L166 264H172V262L170 261L169 262V260H168V262L167 261H165ZM30 264H33V263H30ZM128 264V263H127ZM129 264H130V261H129Z\"/></svg>",
	"mask_w": 264,
	"mask_h": 264
}]
</instances>
